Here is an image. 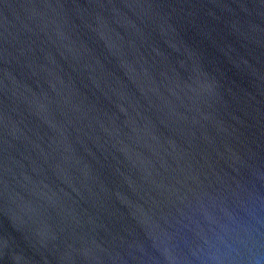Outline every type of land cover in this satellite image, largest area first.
Listing matches in <instances>:
<instances>
[{
    "label": "water",
    "instance_id": "95a60500",
    "mask_svg": "<svg viewBox=\"0 0 264 264\" xmlns=\"http://www.w3.org/2000/svg\"><path fill=\"white\" fill-rule=\"evenodd\" d=\"M0 264H264V0H0Z\"/></svg>",
    "mask_w": 264,
    "mask_h": 264
}]
</instances>
